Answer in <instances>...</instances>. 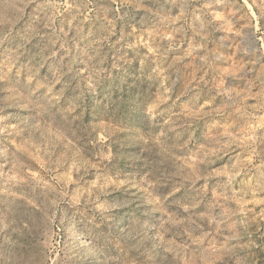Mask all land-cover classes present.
<instances>
[{
    "label": "rangeland",
    "instance_id": "obj_1",
    "mask_svg": "<svg viewBox=\"0 0 264 264\" xmlns=\"http://www.w3.org/2000/svg\"><path fill=\"white\" fill-rule=\"evenodd\" d=\"M0 264H264V0H0Z\"/></svg>",
    "mask_w": 264,
    "mask_h": 264
}]
</instances>
